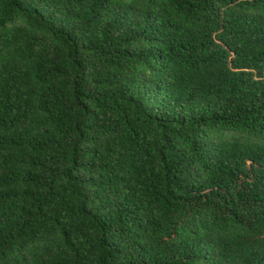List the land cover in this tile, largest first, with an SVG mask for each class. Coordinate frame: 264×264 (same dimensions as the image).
<instances>
[{
    "label": "trees",
    "instance_id": "1",
    "mask_svg": "<svg viewBox=\"0 0 264 264\" xmlns=\"http://www.w3.org/2000/svg\"><path fill=\"white\" fill-rule=\"evenodd\" d=\"M0 264H264V0H0Z\"/></svg>",
    "mask_w": 264,
    "mask_h": 264
}]
</instances>
